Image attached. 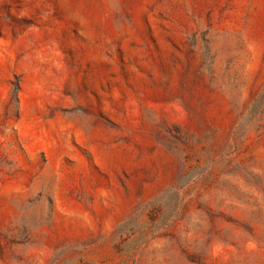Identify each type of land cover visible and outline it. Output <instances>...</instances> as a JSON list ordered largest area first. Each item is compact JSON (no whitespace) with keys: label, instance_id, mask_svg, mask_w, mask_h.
<instances>
[{"label":"rangeland","instance_id":"rangeland-1","mask_svg":"<svg viewBox=\"0 0 264 264\" xmlns=\"http://www.w3.org/2000/svg\"><path fill=\"white\" fill-rule=\"evenodd\" d=\"M0 264H264V0H0Z\"/></svg>","mask_w":264,"mask_h":264}]
</instances>
